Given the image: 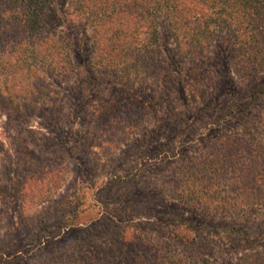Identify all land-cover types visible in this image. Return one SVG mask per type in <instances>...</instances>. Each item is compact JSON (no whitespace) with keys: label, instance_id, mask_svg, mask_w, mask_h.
Listing matches in <instances>:
<instances>
[{"label":"rangeland","instance_id":"obj_1","mask_svg":"<svg viewBox=\"0 0 264 264\" xmlns=\"http://www.w3.org/2000/svg\"><path fill=\"white\" fill-rule=\"evenodd\" d=\"M65 16L57 25L73 71L50 77L51 104L16 112L1 99L0 264H150L176 255L239 264L264 255V205L226 212L180 197L196 172L202 186L220 185V197L264 195V63L234 60L237 41L224 26L203 54H169L158 18L165 68L157 70L167 88L157 90L92 73L91 28ZM192 79L203 85L194 95Z\"/></svg>","mask_w":264,"mask_h":264},{"label":"trees","instance_id":"obj_2","mask_svg":"<svg viewBox=\"0 0 264 264\" xmlns=\"http://www.w3.org/2000/svg\"><path fill=\"white\" fill-rule=\"evenodd\" d=\"M65 15L81 17L91 28L88 58L92 73L141 78L156 84L157 90L167 88L157 70L165 68L157 44L158 18L166 23L173 42L172 47H165L169 54L191 59L196 53L203 54L215 30L224 26L237 41L234 60L244 61L249 68L264 63V0H0V103L4 99L15 111L51 104L50 77L63 80L73 71L69 43L57 25ZM234 65L235 70L244 71L242 63ZM192 80L195 84L189 93L194 95L197 86L203 85ZM191 177L194 180L185 178L180 184L181 198L189 195L188 200L226 212L247 204L264 205V195L220 197V185L202 186L197 172ZM231 182L238 183L236 179ZM181 225L172 224L170 234ZM117 237V243L125 241L123 231ZM133 240L136 237L131 235ZM245 256L239 264H264L263 254ZM165 262L209 264L177 255L150 264Z\"/></svg>","mask_w":264,"mask_h":264}]
</instances>
